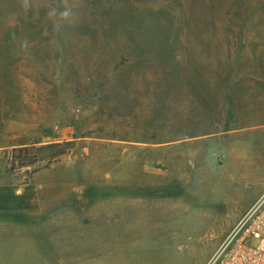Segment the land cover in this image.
Here are the masks:
<instances>
[{
  "label": "rangeland",
  "instance_id": "374dc122",
  "mask_svg": "<svg viewBox=\"0 0 264 264\" xmlns=\"http://www.w3.org/2000/svg\"><path fill=\"white\" fill-rule=\"evenodd\" d=\"M30 3L0 0V186L41 210L0 213V264H205L249 198L216 176L175 215L143 171L178 166L159 142L264 120V0H69L60 28L61 0Z\"/></svg>",
  "mask_w": 264,
  "mask_h": 264
},
{
  "label": "crops",
  "instance_id": "0c3cea01",
  "mask_svg": "<svg viewBox=\"0 0 264 264\" xmlns=\"http://www.w3.org/2000/svg\"><path fill=\"white\" fill-rule=\"evenodd\" d=\"M251 135L264 137V120L254 119L249 125H245L243 121V125L237 127L159 142L158 151L164 154L167 150H172L174 155L178 156V166H174L171 172L170 166L165 164V159L158 157L161 166L153 167L152 170L147 167L143 171L145 179L141 187L151 194L153 197L151 199L165 200L166 206L170 205V200L182 201L174 204L169 210L176 215L190 210L191 207H198L194 203L195 198L200 195L203 199L209 197L216 176H222L225 181V197L230 200L248 197L249 209L264 193V186L251 194L243 186L245 183L260 181L262 177L257 169L264 167V156L255 155L253 145L247 144V137ZM247 148L251 150L247 151ZM178 176L181 177L180 183L184 184H176ZM157 207L160 208L159 203ZM40 210L37 186L30 184L21 187L0 186V213L36 214Z\"/></svg>",
  "mask_w": 264,
  "mask_h": 264
},
{
  "label": "built area",
  "instance_id": "2783aa9c",
  "mask_svg": "<svg viewBox=\"0 0 264 264\" xmlns=\"http://www.w3.org/2000/svg\"><path fill=\"white\" fill-rule=\"evenodd\" d=\"M205 264H264V193L243 214Z\"/></svg>",
  "mask_w": 264,
  "mask_h": 264
},
{
  "label": "clouds",
  "instance_id": "9594fccd",
  "mask_svg": "<svg viewBox=\"0 0 264 264\" xmlns=\"http://www.w3.org/2000/svg\"><path fill=\"white\" fill-rule=\"evenodd\" d=\"M22 7L27 11L31 7L30 0H22ZM47 15L53 20L57 28H60L63 24H73L78 18L69 0H61V3L52 7Z\"/></svg>",
  "mask_w": 264,
  "mask_h": 264
},
{
  "label": "trees",
  "instance_id": "16d2710c",
  "mask_svg": "<svg viewBox=\"0 0 264 264\" xmlns=\"http://www.w3.org/2000/svg\"><path fill=\"white\" fill-rule=\"evenodd\" d=\"M24 151H26V147H14L11 150V156L14 158L17 154L22 153Z\"/></svg>",
  "mask_w": 264,
  "mask_h": 264
}]
</instances>
